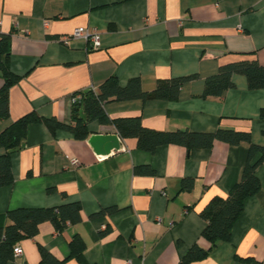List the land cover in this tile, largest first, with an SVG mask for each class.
I'll use <instances>...</instances> for the list:
<instances>
[{"label":"crops","instance_id":"1","mask_svg":"<svg viewBox=\"0 0 264 264\" xmlns=\"http://www.w3.org/2000/svg\"><path fill=\"white\" fill-rule=\"evenodd\" d=\"M78 28L96 32L100 47L83 38L64 43ZM3 34L11 35L9 66L19 81L9 89V120H0V132L29 113L68 125L75 93L111 77L121 86L139 78L152 91L159 80L195 75L177 102H109L105 112L112 119L140 116L156 131L247 132L264 147V89L251 91L244 76L234 75L235 87L223 97H201L220 66L244 60L264 66V0H0ZM89 131V138L118 135L97 122ZM89 138L29 126L24 146L11 156L14 183L0 188V215L78 202L81 222L60 232L41 224L8 264H40L39 246L64 261L76 235L86 246L85 264H179L194 244L209 248L201 212L240 181L247 143L216 141L190 152L168 145L148 153L135 139L119 137L120 150L99 156ZM138 166L154 174H135ZM256 174L261 189L245 201L230 241L190 264H264V163ZM183 180L193 181L190 190H181ZM110 208L117 211L92 218Z\"/></svg>","mask_w":264,"mask_h":264},{"label":"trees","instance_id":"2","mask_svg":"<svg viewBox=\"0 0 264 264\" xmlns=\"http://www.w3.org/2000/svg\"><path fill=\"white\" fill-rule=\"evenodd\" d=\"M11 35H0V77L3 85L0 88V120H9V89L19 81V77L10 70ZM234 75L244 76L248 89L251 91L264 89V66L257 61L244 60L220 66L217 74L205 80L202 98H221L233 89ZM197 77H176L159 80L152 91L142 88L139 78L131 79L121 86L116 77H111L96 90L87 89L75 93L71 109V123L64 124L55 118L44 119L35 113H29L10 123L0 132V188L11 186L14 177L11 169V156L19 151L25 143L27 131L32 124H44L52 134L57 130L73 134L77 140L85 141L90 136L89 125L97 122L100 125L113 126L123 140L135 139L137 148L144 152L154 153L159 147L178 145L189 152L194 149H209L214 142L221 141L231 146L241 143L249 145L246 164L240 181L235 184L225 197L213 198L201 212V217L207 222L201 236L210 244L208 249L194 244L180 259L179 264H190L201 261L219 244L229 242L232 229L241 216L245 201L256 195L261 189L257 177V168L264 163V147L254 144L250 133L231 130H217L213 133H196L190 131H156L143 126L141 117L110 118L105 112V104L109 102H126L140 100L143 103L157 100L177 102L183 86ZM264 118V109L260 112ZM135 174L153 175L147 166L135 167ZM192 180H183L181 190H190ZM116 209L101 210L92 218L115 213ZM45 222L53 224L57 231H62L67 225H77L81 222V206L78 202L53 208H18L0 215V264H8L14 260V248L24 239H32L39 232V226ZM70 254L64 261H58L42 246H39L40 264H64L69 259H75L85 264V243L74 236L69 245ZM254 264H260L254 262Z\"/></svg>","mask_w":264,"mask_h":264},{"label":"water","instance_id":"3","mask_svg":"<svg viewBox=\"0 0 264 264\" xmlns=\"http://www.w3.org/2000/svg\"><path fill=\"white\" fill-rule=\"evenodd\" d=\"M89 145L99 156H108L113 150H120L122 141L118 135H92Z\"/></svg>","mask_w":264,"mask_h":264},{"label":"built area","instance_id":"4","mask_svg":"<svg viewBox=\"0 0 264 264\" xmlns=\"http://www.w3.org/2000/svg\"><path fill=\"white\" fill-rule=\"evenodd\" d=\"M78 38H83L86 41H88L92 48H98L100 47V37L96 32H91L87 29L84 28H78L76 29L72 35L63 37L62 40L64 43H68L71 39H78ZM75 99V98H74ZM71 165L73 167H77L79 163L76 160H72ZM22 255V250L19 247L14 248V259H17L21 257ZM126 264H130L127 262Z\"/></svg>","mask_w":264,"mask_h":264}]
</instances>
